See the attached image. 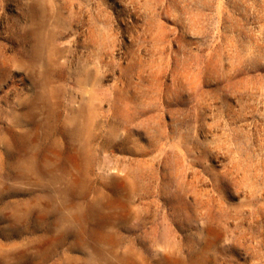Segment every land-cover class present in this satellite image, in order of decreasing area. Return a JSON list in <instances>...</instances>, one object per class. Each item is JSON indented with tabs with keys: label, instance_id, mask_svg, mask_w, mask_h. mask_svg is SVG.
<instances>
[{
	"label": "rangeland",
	"instance_id": "rangeland-1",
	"mask_svg": "<svg viewBox=\"0 0 264 264\" xmlns=\"http://www.w3.org/2000/svg\"><path fill=\"white\" fill-rule=\"evenodd\" d=\"M0 264H264V0H0Z\"/></svg>",
	"mask_w": 264,
	"mask_h": 264
}]
</instances>
